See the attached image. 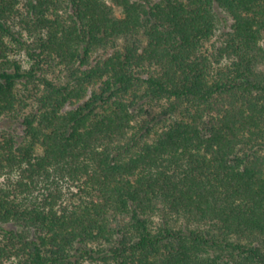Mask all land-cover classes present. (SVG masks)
I'll use <instances>...</instances> for the list:
<instances>
[{
    "label": "trees",
    "instance_id": "16d2710c",
    "mask_svg": "<svg viewBox=\"0 0 264 264\" xmlns=\"http://www.w3.org/2000/svg\"><path fill=\"white\" fill-rule=\"evenodd\" d=\"M86 261L264 264V0H0V264Z\"/></svg>",
    "mask_w": 264,
    "mask_h": 264
},
{
    "label": "rangeland",
    "instance_id": "374dc122",
    "mask_svg": "<svg viewBox=\"0 0 264 264\" xmlns=\"http://www.w3.org/2000/svg\"><path fill=\"white\" fill-rule=\"evenodd\" d=\"M153 1H158V0H153ZM115 12L117 15H121V9L120 8H116ZM222 19L221 22L219 24V30L217 31V36L214 38L213 42H218L220 36L222 35V32L224 31H230L231 30V24L232 21L229 19V17H227L224 13L222 14ZM102 52H97L93 58H92V62L95 63L96 59L99 58V56H101ZM24 60H26V57H23ZM27 65V64H26ZM57 75H59V71L57 70L53 76L56 77ZM13 129H15L17 131L18 134L23 135V126L20 123H16L12 125ZM83 264H91L89 261L84 262Z\"/></svg>",
    "mask_w": 264,
    "mask_h": 264
}]
</instances>
